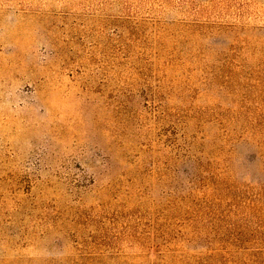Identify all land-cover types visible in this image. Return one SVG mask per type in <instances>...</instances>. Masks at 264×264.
<instances>
[{
    "label": "rangeland",
    "instance_id": "1",
    "mask_svg": "<svg viewBox=\"0 0 264 264\" xmlns=\"http://www.w3.org/2000/svg\"><path fill=\"white\" fill-rule=\"evenodd\" d=\"M0 264H264V0H0Z\"/></svg>",
    "mask_w": 264,
    "mask_h": 264
}]
</instances>
